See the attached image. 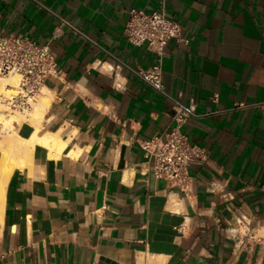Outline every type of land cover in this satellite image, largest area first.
I'll return each mask as SVG.
<instances>
[{
    "label": "crops",
    "instance_id": "0c3cea01",
    "mask_svg": "<svg viewBox=\"0 0 264 264\" xmlns=\"http://www.w3.org/2000/svg\"><path fill=\"white\" fill-rule=\"evenodd\" d=\"M162 4L187 40L167 43L165 91L195 106L182 131L207 153L187 194L138 144L170 127L172 102L135 73L157 55L124 30ZM61 19L80 33L53 38ZM0 30L50 46L42 131L70 139L11 176L0 264H264V0H0Z\"/></svg>",
    "mask_w": 264,
    "mask_h": 264
},
{
    "label": "built area",
    "instance_id": "2783aa9c",
    "mask_svg": "<svg viewBox=\"0 0 264 264\" xmlns=\"http://www.w3.org/2000/svg\"><path fill=\"white\" fill-rule=\"evenodd\" d=\"M63 27L80 33L67 20L61 19L53 38L60 36ZM124 34L131 44L146 45L149 51L157 55L155 65L147 69L138 68L135 73L172 102L170 127L155 133L151 138L139 141L138 144L155 178L164 180L187 194L192 184L189 170L192 166L201 165L206 161L207 153L204 148L192 144L182 131L188 119L195 117V106L171 98L165 91L162 78V61L167 55L165 52L167 43L171 39L187 42L184 29L180 23L168 17L162 4L152 13L131 9ZM60 73L56 57L48 44L40 45L25 36L4 34L0 30V78L12 75L19 78L18 87L9 98H6L10 109L19 112L29 111L41 94L46 80L49 77H58ZM258 105L264 113V102Z\"/></svg>",
    "mask_w": 264,
    "mask_h": 264
},
{
    "label": "bare ground",
    "instance_id": "6f19581e",
    "mask_svg": "<svg viewBox=\"0 0 264 264\" xmlns=\"http://www.w3.org/2000/svg\"><path fill=\"white\" fill-rule=\"evenodd\" d=\"M19 85V78L12 75L0 78V223L3 220L7 184L16 170L30 167L36 149H44L50 159H58L69 145L70 139H64L61 130L57 132L42 131L45 114L51 105V98L45 88L26 112H8L9 98ZM22 122L33 130L28 136L19 134L15 128ZM77 148L69 156L77 157Z\"/></svg>",
    "mask_w": 264,
    "mask_h": 264
},
{
    "label": "rangeland",
    "instance_id": "374dc122",
    "mask_svg": "<svg viewBox=\"0 0 264 264\" xmlns=\"http://www.w3.org/2000/svg\"><path fill=\"white\" fill-rule=\"evenodd\" d=\"M8 96H9V95H8ZM8 96H6V98H7ZM6 98H4V99H6ZM13 111H14V112H19V111H17V110L15 111V110H12V109H9L8 112H13Z\"/></svg>",
    "mask_w": 264,
    "mask_h": 264
}]
</instances>
